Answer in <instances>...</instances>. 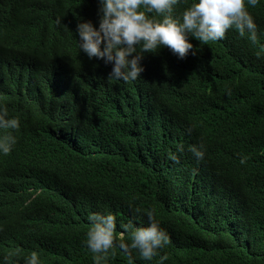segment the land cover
Wrapping results in <instances>:
<instances>
[{
    "label": "trees",
    "instance_id": "trees-1",
    "mask_svg": "<svg viewBox=\"0 0 264 264\" xmlns=\"http://www.w3.org/2000/svg\"><path fill=\"white\" fill-rule=\"evenodd\" d=\"M97 7L0 0V103L21 122L0 155V259L16 251L23 264L37 251L42 264H94L84 243L90 212H111L114 237L128 242L120 225L147 224L152 209L169 236L158 255L117 247L100 264H158L160 255L163 264H264V0L248 8L255 44L234 29L206 44L190 37L195 54L146 53L129 85L108 81L78 49L76 24L97 26ZM59 64L80 79L101 74L111 84L105 103L83 92L61 99L48 71ZM199 144L197 162L189 147Z\"/></svg>",
    "mask_w": 264,
    "mask_h": 264
},
{
    "label": "clouds",
    "instance_id": "clouds-1",
    "mask_svg": "<svg viewBox=\"0 0 264 264\" xmlns=\"http://www.w3.org/2000/svg\"><path fill=\"white\" fill-rule=\"evenodd\" d=\"M180 3L186 7L175 14L174 8ZM257 3L258 0H97L98 24L94 26L90 20H79L76 42L79 51L101 63L108 81L135 84L144 71L141 61L146 53L167 47L177 58L183 59L190 50L195 54L190 37L206 44L223 39L226 31L234 29L241 37L247 33V39L255 44L257 25L248 8H254ZM159 68L162 74L168 72L164 66ZM48 71L53 74L49 82L60 98L74 103V97L83 92L93 95L97 103H105L103 90L105 83H109L101 74L94 75L90 70L80 79L67 64L56 65ZM8 109L0 103V155L5 156L16 145L14 132L21 126L19 118ZM189 151L197 162L204 159L203 144L191 145ZM167 158L179 164L176 152H169ZM246 159L241 156L240 163L244 164ZM143 215L147 217V224L134 227L129 220L120 225L129 233V241L125 242L123 238L114 237L116 218L111 212H90L84 243L93 254L94 264H100L105 254L117 247L125 254L135 250L139 258L146 261L157 256L169 243V236L154 218L152 209L143 210ZM16 256V251H10L0 259V264H17ZM166 259L167 255H160L158 264ZM23 264H42L40 254L30 251L23 257Z\"/></svg>",
    "mask_w": 264,
    "mask_h": 264
}]
</instances>
